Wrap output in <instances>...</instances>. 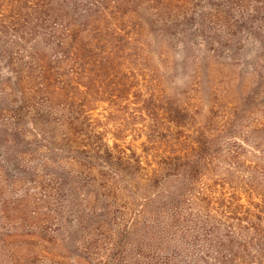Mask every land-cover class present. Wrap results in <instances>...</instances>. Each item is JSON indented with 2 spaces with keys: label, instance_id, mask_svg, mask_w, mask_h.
<instances>
[{
  "label": "trees",
  "instance_id": "16d2710c",
  "mask_svg": "<svg viewBox=\"0 0 264 264\" xmlns=\"http://www.w3.org/2000/svg\"><path fill=\"white\" fill-rule=\"evenodd\" d=\"M222 77L254 139L191 98ZM0 248L264 264V0H0Z\"/></svg>",
  "mask_w": 264,
  "mask_h": 264
},
{
  "label": "rangeland",
  "instance_id": "374dc122",
  "mask_svg": "<svg viewBox=\"0 0 264 264\" xmlns=\"http://www.w3.org/2000/svg\"><path fill=\"white\" fill-rule=\"evenodd\" d=\"M221 77V76H219ZM214 81L217 83L214 84ZM228 81V78L222 77L218 79H213V84L210 85L212 87H216V93L219 97V100L214 102V98H207L208 91L212 89V87L209 88V86H206V89H202L200 93V87L199 92L192 96L191 98H196L195 102L200 103L203 107V117L208 113L207 109L209 105L211 104L214 107V112L217 114V117L211 119L209 121V125L213 123V125L216 127V125L220 126L219 131L216 134V137L219 142L223 143V145H226V143L230 142V144H234L239 142L240 138L245 137L248 140L254 139L255 135L252 132V129L254 127L253 123H258L255 119V116L249 115L247 116L242 112V110L235 107V97L232 95L233 92L229 91L231 88V81L228 86V89L225 87V82ZM203 84H206V82H203ZM208 90V91H207ZM190 95V93H187L186 96ZM211 100L210 103L209 100ZM105 106L99 107L100 111L103 112L107 116L108 120V127H111L114 123H118L120 121V115L118 111H114L110 113V108H106L108 111H105L103 108ZM128 113V112H127ZM227 116V119L225 118ZM207 120V119H206ZM113 122V123H112ZM124 122V121H123ZM133 122V123H132ZM135 121L133 119H128V126L132 125L133 127H137L136 124H134ZM112 124V125H111ZM130 131V130H129ZM131 132V131H130ZM135 132H131V135H134ZM137 134V133H136ZM131 135L128 136L127 139H131ZM142 139V138H141ZM134 143L138 144L139 140L134 141ZM139 151V149H138ZM10 254V251H7L5 249L0 248V264H14V259ZM18 262L20 264H23V261L18 259ZM78 263H82L81 260L77 259Z\"/></svg>",
  "mask_w": 264,
  "mask_h": 264
}]
</instances>
